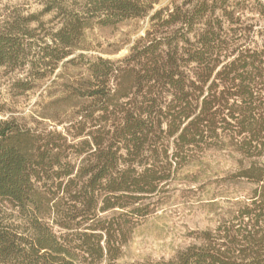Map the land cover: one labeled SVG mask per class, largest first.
Listing matches in <instances>:
<instances>
[{
	"label": "trees",
	"instance_id": "trees-1",
	"mask_svg": "<svg viewBox=\"0 0 264 264\" xmlns=\"http://www.w3.org/2000/svg\"><path fill=\"white\" fill-rule=\"evenodd\" d=\"M149 2L61 5L62 25L35 52L31 17L7 21L0 66L29 64L27 77L46 79L87 46L85 29L141 16ZM215 12L214 0L159 9L153 18L165 30L148 32L122 59L78 54L63 62L86 70L58 90L55 78L41 92L48 99L36 112L50 123L0 118V264H115L133 219L152 211L147 199L176 164L220 146L221 131L242 136L234 143L230 134L229 142L243 152L263 144L264 117L255 112L264 105V45L235 47ZM224 12L232 19L233 11ZM34 84L22 79L16 86ZM254 204L242 212L251 227L227 233L222 246L207 233L204 246L166 264H264V201Z\"/></svg>",
	"mask_w": 264,
	"mask_h": 264
},
{
	"label": "rangeland",
	"instance_id": "rangeland-1",
	"mask_svg": "<svg viewBox=\"0 0 264 264\" xmlns=\"http://www.w3.org/2000/svg\"><path fill=\"white\" fill-rule=\"evenodd\" d=\"M86 1L1 0L0 28L14 18L31 17L29 27L35 28V36L29 40L35 52L62 25L63 13L59 7L77 9ZM214 1L215 17L221 18L223 24L222 35H230L235 47L242 43L264 45V10H261L264 0ZM184 2L150 0V6L141 16L107 25L95 22L84 30V45L87 46L76 49L60 61L46 79L34 81L27 77L29 64L15 69L0 66V118L13 114L50 123L36 112L38 101L48 99V96L43 99L41 92L55 78L58 84L54 89L58 90L64 81L79 77L86 70L84 65H64V61L78 54H83L85 59H122L148 32L150 36H159L160 31L165 30L159 28V17L153 18L159 9ZM225 10L234 12L232 19L224 14ZM37 67L46 69L44 65ZM57 74L61 77L57 78ZM22 79L35 83L34 88L20 90L16 83ZM259 95V100H264V91L259 90ZM263 107L257 108L256 115L264 117ZM230 134L235 137L234 143L242 137L236 132L221 131L220 146L196 150L184 163L175 165L171 177L159 184V194L147 199L155 203L152 211L133 219L128 241L122 246L115 264H166L188 247L204 246L208 241L207 233L217 246H222L227 233L234 235L251 227L253 221L242 212L255 207V201L257 204L264 201V136L262 145L243 152L229 142ZM261 225L264 227L263 219Z\"/></svg>",
	"mask_w": 264,
	"mask_h": 264
}]
</instances>
